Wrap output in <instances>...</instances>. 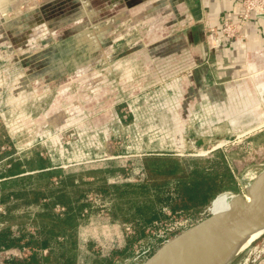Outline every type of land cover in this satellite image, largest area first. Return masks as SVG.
Here are the masks:
<instances>
[{"label": "rangeland", "instance_id": "374dc122", "mask_svg": "<svg viewBox=\"0 0 264 264\" xmlns=\"http://www.w3.org/2000/svg\"><path fill=\"white\" fill-rule=\"evenodd\" d=\"M207 27L198 0H2L0 183L9 178L11 159L29 170L23 175L36 172L30 166L38 165L37 154L49 168L63 171L9 180L5 183L12 184L0 185V197L49 179L89 181L80 185L86 189L83 200L94 193L101 198L88 202L78 218L76 256L89 257L91 264H127L125 254L104 253L145 226L126 218L149 214L151 200L166 194L150 187L122 186L118 194L99 188L104 181L143 180L141 157L159 155L181 168L207 167L204 173L219 174L206 204L193 208L198 212L220 193H247L264 169V85L258 86L264 76L214 84L203 71L195 84L185 79L186 93L176 91L184 79L178 80L183 70L177 55L201 53L192 42L209 38ZM225 163L233 181L224 175ZM186 185L197 191L193 183ZM166 186L174 196L184 192L174 181ZM6 206L11 217L0 227L27 221L35 231L30 220L41 203L11 198L0 203V212ZM154 209L172 212L158 200ZM118 237L120 242L112 241ZM263 242L264 233L225 264H258ZM70 247V242L56 246L54 264L72 256ZM14 254L24 256L17 249Z\"/></svg>", "mask_w": 264, "mask_h": 264}, {"label": "trees", "instance_id": "16d2710c", "mask_svg": "<svg viewBox=\"0 0 264 264\" xmlns=\"http://www.w3.org/2000/svg\"><path fill=\"white\" fill-rule=\"evenodd\" d=\"M38 165L30 166V170H37L34 173L23 175L27 170L26 168L21 169L23 165L19 160L11 159V166L8 168V174L4 183L0 185H8L12 183H5L9 180H19L26 177L35 176H51L54 173L62 172V169L55 170L49 168L44 161L46 158L37 154ZM168 157L159 155H147L143 157V163L141 166L146 173V177L139 182H123V183H108L104 181L101 184L99 190L101 192L108 193L112 191L118 194V190L122 186L137 187V188H148L154 189L156 195L166 194L164 198H158L159 202H164L171 206L173 212H180L183 214H196L199 210L193 209L197 205L206 204L207 196L209 191H212V180L220 177L219 174H210L209 172L204 173V167L200 171L196 168L188 167L181 168L179 164L174 160L170 159L168 164H160L159 161L169 160ZM223 160L226 161L224 158ZM30 163V161H27ZM193 173L202 174V179L190 178ZM204 173V174H203ZM224 175L228 178V182L234 180V175L228 164L225 163ZM69 176V174H67ZM204 177V178H203ZM64 179H61V183L51 182L49 179L43 186L26 185L19 188V191L10 190L3 197H0V203H4L11 198L24 197L27 204L41 203L42 209L38 211L34 217L30 220L36 229L34 232L28 230L27 221H19L14 226L12 222H8L0 227V264H54L52 256L56 250V246L62 243L64 246L67 242H70L72 256L65 257L63 263L57 264H76V261L82 259L86 263L91 264V259L85 255H80L79 258L76 256V246L78 234L76 228L79 224V217L88 202L84 201L83 198L86 195V189H81V184H86L89 181L80 180V183H63ZM174 181L183 187L184 192L181 196H174L171 193H166L167 184ZM187 183H193L192 187L197 188V191H189ZM72 187L77 189L78 192L71 194V190L68 188ZM187 190V191H186ZM179 191L180 188H179ZM31 195V196H30ZM30 196V197H29ZM157 200L152 199L150 204L152 209L150 213L143 215L139 214L133 218H126L135 220L137 225L150 224L156 219L166 216L154 209ZM63 206V211H55L57 205ZM6 213L0 212V222L3 219L9 218L11 211L10 207L6 206ZM141 228V227H140ZM139 229V228H138ZM144 230L139 229L137 235L129 238L124 247L117 249L112 252V255L119 253L130 255L132 254V245L135 239L143 236ZM62 236L60 240L58 237ZM24 248H30L31 252L27 256H21L14 254L11 250L22 251ZM44 249H47L44 252ZM130 249V250H129Z\"/></svg>", "mask_w": 264, "mask_h": 264}, {"label": "crops", "instance_id": "0c3cea01", "mask_svg": "<svg viewBox=\"0 0 264 264\" xmlns=\"http://www.w3.org/2000/svg\"><path fill=\"white\" fill-rule=\"evenodd\" d=\"M203 5L205 21L208 25H218L224 19H235L241 10L242 0H198ZM245 40L241 43L222 38L218 47L212 48L209 38H194L195 48L201 53L190 51L179 54L176 60L183 70V84L176 91L186 93L185 79H191L195 84V75L205 72L209 81L214 84L234 82L248 78L264 76V14L252 16L243 27ZM171 57V55H168ZM174 57L171 58L173 60ZM173 63H171L172 65ZM264 82L258 83L263 86ZM185 96V95H184ZM143 163V157L140 158ZM79 235V234H78ZM258 264H264L263 260Z\"/></svg>", "mask_w": 264, "mask_h": 264}, {"label": "water", "instance_id": "95a60500", "mask_svg": "<svg viewBox=\"0 0 264 264\" xmlns=\"http://www.w3.org/2000/svg\"><path fill=\"white\" fill-rule=\"evenodd\" d=\"M249 196V197H248ZM264 225V169L230 209L212 213L174 236L143 264H213L254 227Z\"/></svg>", "mask_w": 264, "mask_h": 264}, {"label": "built area", "instance_id": "2783aa9c", "mask_svg": "<svg viewBox=\"0 0 264 264\" xmlns=\"http://www.w3.org/2000/svg\"><path fill=\"white\" fill-rule=\"evenodd\" d=\"M264 14V0H242L241 1V10L238 13L235 19H224L218 25H208L207 33L210 40V45L212 48L218 47L221 44L222 38H227L230 41L235 42H243L245 40V34L243 32V27L246 23L251 19L252 16L255 15H263ZM238 194H241L247 197V193H231L229 195L236 197ZM97 198H101V194L94 193L86 196L85 200L89 203H93V201ZM64 207H57L56 210L63 211ZM85 211L82 212L84 214ZM212 208L209 206L208 208L200 211L196 214H183L180 212H168L166 216L161 217L159 219L154 220L150 224H147L143 227L144 234L141 237L135 239L132 246V254L125 256V260L127 264H143L158 248H160L163 244L171 240L174 236L181 233L182 231L188 229L193 226L197 222L211 215ZM137 235L136 231H132L130 235L127 236V239L124 241V247L129 238H132ZM60 240L63 239L62 236L58 237ZM121 238L112 239L119 242ZM97 245V244H96ZM98 246V245H97ZM122 247L114 246L111 248V252L104 253V255L110 256L112 252L120 249ZM259 246H257L258 248ZM103 248L100 247V250ZM258 257H260L264 253V242L261 245V249H259ZM15 250H11V252ZM47 249H44L46 252ZM257 251V250H256ZM23 252L24 256H27L31 250L30 248H24L22 251H18V254ZM102 252H104L102 250ZM258 252V251H257ZM111 257V256H110ZM78 264H89L79 260Z\"/></svg>", "mask_w": 264, "mask_h": 264}, {"label": "bare ground", "instance_id": "6f19581e", "mask_svg": "<svg viewBox=\"0 0 264 264\" xmlns=\"http://www.w3.org/2000/svg\"><path fill=\"white\" fill-rule=\"evenodd\" d=\"M2 0H0L1 6ZM250 186V185H249ZM248 186V187H249ZM249 197V196H248ZM233 196L227 193L218 194L211 203L212 212L217 214L230 209L232 205ZM262 233H264V225L254 227L245 236H243L237 243H235L231 248L225 251L213 264H225V261L236 256L238 252L244 247V249L249 246L255 239H257Z\"/></svg>", "mask_w": 264, "mask_h": 264}]
</instances>
